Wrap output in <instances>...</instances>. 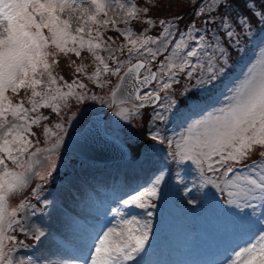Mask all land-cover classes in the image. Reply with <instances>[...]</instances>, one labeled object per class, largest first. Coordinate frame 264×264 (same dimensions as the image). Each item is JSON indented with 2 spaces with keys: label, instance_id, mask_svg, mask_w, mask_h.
Listing matches in <instances>:
<instances>
[{
  "label": "snow or ice",
  "instance_id": "obj_1",
  "mask_svg": "<svg viewBox=\"0 0 264 264\" xmlns=\"http://www.w3.org/2000/svg\"><path fill=\"white\" fill-rule=\"evenodd\" d=\"M240 3L212 0L207 7L198 4L197 13L202 18L207 15L202 19L204 26L194 29L189 25L181 31L179 17L154 20L143 15L149 7H138L136 0H0V264H12L4 242L14 239L6 232L17 223V209H9V198L23 191L33 175L41 180L51 176L57 167L52 155L67 134L63 123H56L55 131L42 124L48 117L40 109L50 108L59 115L69 107L70 99L77 103L98 99L88 95L82 77L101 88L111 83L102 77L118 78L109 107L118 106L115 115L123 120L160 101L162 92L168 99L181 74L195 78L202 88L214 86L227 75L230 52L239 48L241 33L250 30L256 16L264 22V0H242V11L229 12ZM214 9L219 12L218 21ZM142 20L148 28L158 23L161 30L157 35H148V28L133 31V23ZM109 30L119 36H107ZM61 57L73 70L71 82L57 71ZM84 57L91 58V65L83 62ZM127 104L131 107H124ZM33 126L42 129L51 147H39ZM152 139L165 142L159 134ZM167 143L172 159L190 161L205 184L226 194L228 205L242 210L252 207L253 201L264 202V60L258 71L250 67L229 89L221 106L194 119ZM41 153L52 161L44 174L36 171ZM163 179V175L156 177L152 187L120 202L149 207L148 198L158 195L157 186ZM32 194L39 198L36 189ZM112 211L119 214L118 209ZM150 231L147 220L121 216L118 224L101 228L83 241L82 264H138L137 258L148 249ZM43 235L40 232L36 239ZM216 264H264V232L258 243Z\"/></svg>",
  "mask_w": 264,
  "mask_h": 264
},
{
  "label": "rangeland",
  "instance_id": "obj_2",
  "mask_svg": "<svg viewBox=\"0 0 264 264\" xmlns=\"http://www.w3.org/2000/svg\"><path fill=\"white\" fill-rule=\"evenodd\" d=\"M151 2L155 3L158 2V0H152ZM211 2L212 0H206L204 2L205 7H207ZM136 3L138 7H149L150 11L147 14L143 15H147L154 20H156L155 16H162V14H165L163 10L159 12L157 11L158 5L150 3L147 4L144 0H136ZM120 26L123 27V25ZM145 28H148V26L146 23H143V20L138 23H133V31L140 32ZM110 31L112 32V34L107 32V36H112L115 39L113 34L116 33L117 35H119V33L114 32V30ZM158 33L159 32L156 23L151 28H148V35H157ZM120 38L116 41L117 44L122 41ZM258 51L259 52L256 53L253 61L247 64L246 70L242 73V76L239 77L237 82L243 78L244 74L250 67L255 68L257 71L260 69V61L264 60V46H261ZM61 58L63 59V61L66 60V58ZM71 58L74 59V57L72 56ZM248 58L249 57H247V59ZM74 60H76L77 63L81 62V58L75 57ZM83 62L89 64V57H84ZM65 64H68V61H66ZM240 68L241 67H239V69ZM88 70H90V68H88ZM57 71H59V68L57 69ZM72 79L74 78L72 77ZM72 79H68L65 77V80L69 82H71ZM108 79L111 80V83L107 84L103 88L100 87L98 91L92 89L87 90L88 95L94 94L98 97V99H85L82 103L79 104L75 103L74 99H70L69 107L66 109H62L61 114L58 115L57 113L52 112L51 109L50 111L45 113V116L48 117L49 121L45 123L42 122V124H47L55 131V124L60 122L64 124L67 130V134L64 135L63 144H61L59 149L52 155V161L56 163L57 167L51 175L55 178L54 181L59 182L58 184H55L56 186L54 188H49V186L45 187L40 182L42 180L33 175L28 186L23 191L18 192L9 198L10 210L12 208L17 209L19 207V213L17 214V217L19 219L20 225L18 227L23 228V230L27 234L32 235V243L29 245L23 243V241L19 239H10L8 245L5 244L4 251L6 253V258H10L12 264H52L53 262L54 264H82L81 247L83 241L89 236V234H95L96 232H98V227L96 226V224H93V226H91L89 230L84 232L79 240L73 245V248L68 252L59 250V247H57L54 243V239L56 237H54L55 235L53 234L56 233L57 230L67 234L65 232V226L59 227L55 225L56 219L59 216L58 210L60 209V207H72L74 210L78 211L79 214H83L87 218H91L89 214H87L85 209L86 207L92 205L93 201L88 199L87 197H89V195L84 193H81L80 196H74L73 190H82L81 181H85L87 174L91 171H93L94 174L97 175L100 168H98L94 163L95 161L81 160L80 157L78 158L73 152L65 150L67 141L69 140V136L72 133L78 131L83 126V124L88 121L89 114H103L106 117L104 123H108V125L104 126L105 131L109 135L118 138L121 142L129 145L131 149L137 148L141 151L139 156L136 157L138 159L131 160L130 156L127 155L126 158L128 160H123L122 162L113 161L112 164L108 166L104 165V167L113 171L110 172L105 168L101 169L103 172L102 175L105 171H107L109 175L113 173V176H115V174L121 176L122 173V176L124 177L117 179L118 181L122 182L124 178L131 179L136 173L144 176L147 175L148 171L156 170L159 161L167 164L172 163V157L170 155L171 149L169 145L165 144V142L168 140V135L171 136L174 140L176 139L178 135H176L175 132L178 131V127L175 128V130L172 132L169 131L174 126V123L179 122L181 118V112L184 111V109L187 108L189 104L194 103L195 99L190 101L191 98L188 97L184 98L183 102H181L176 97H174V90L172 88L169 90L168 99L164 98L165 94L162 92L160 101L155 102L151 106L146 105L143 108L145 109L144 112L142 111L141 114L133 116L129 120H123L121 117L115 115L116 111L119 110L118 106L109 107V93L113 89V83H116L118 78L109 77ZM179 85L181 86V92H185L188 89L194 88H197L199 90L202 89V87L196 85L195 78L189 80L188 78L184 77L183 74H181ZM233 85L234 83L227 88L225 87L227 90L225 91L223 98H221V101L214 107H212L211 110L221 106L224 97L226 95H229V89L233 87ZM205 87L210 90V86ZM185 101H188L185 107H180V104H184ZM124 107L130 108L131 104L124 105ZM146 108H148V111H146ZM43 110L45 111L46 108H43L42 111ZM42 111L40 109V112L44 115V111ZM197 118L198 115H195L194 117H190L180 121L179 124L181 128L184 129L186 122L191 123L194 119ZM136 120L141 121L139 123V126L143 125L142 129L144 130V133H150L151 136L159 134L160 136L165 138V142L160 143L158 140L153 139L150 144H147L145 141H134V139L137 137L136 135L142 134V129L139 128ZM69 121L71 122L69 123ZM44 140H41L39 147H51L50 143L44 144ZM45 155L47 154H39L38 159H40L41 163L36 166V171L41 172L42 174L46 173L49 170L50 164L52 162L46 160L44 158ZM73 158H78L80 160L74 161L75 159ZM67 164H69V168H72V171H70V173L72 174H69V169L66 167ZM170 171L171 173L176 171L175 174L177 176V183L175 191L178 190L180 202L182 204H187V207L185 208L186 212H188V209H192L195 213L194 217H198L201 210L200 202L204 199V195L198 193V189L199 187H204L203 180L201 179V177H197L198 173H196L195 169L189 162L181 164L176 167V169ZM93 172L91 174H93ZM44 180L46 181V179ZM91 180L95 181L96 179L92 176ZM110 181L112 182L113 180ZM33 187L36 188V190L39 189V198H37L39 204L37 208H31L29 206L30 204L27 206L25 203H23L25 200L30 198V195H27L26 193L30 188ZM188 189H193L195 193L190 192ZM21 204H24L23 208L20 207ZM255 205L257 206V214L254 216V218L246 219L244 220V222L239 219H231L227 214L213 215L211 226L213 227V229H218L220 232H223V235H225V241H223V244L225 246L229 248L233 247L232 253L229 258H231L234 252L238 251L240 248L246 247L250 243H258L259 235L264 232V202L258 201V203H255ZM31 206L36 205L32 204ZM220 210L221 205L218 204L216 212ZM141 212L136 214L135 217L143 222V216H139L143 215ZM237 214L238 211L236 210L235 215ZM110 215L115 217L114 225L118 224L120 220L119 214L115 213L114 215ZM103 217L104 213L102 215L98 214L96 218L91 219L92 221H100V224H103ZM40 232H43L44 235L41 236L39 240H37L36 237ZM246 234L247 236H249V238L247 239L246 237L244 243H239V238L241 236H245ZM6 235L11 237L9 232H7ZM19 238L21 239V237ZM212 240L214 239L212 238ZM148 244L150 246V243ZM149 246L146 245V248H148L147 251L137 258L138 264H154V257L151 253H149ZM202 250L203 249H201V251ZM209 251L214 255H212V257L204 259V261H202V264H216V259H221L223 257V255L215 245H213V247ZM165 264L188 263L182 260H177L173 255H170L167 257Z\"/></svg>",
  "mask_w": 264,
  "mask_h": 264
},
{
  "label": "trees",
  "instance_id": "obj_3",
  "mask_svg": "<svg viewBox=\"0 0 264 264\" xmlns=\"http://www.w3.org/2000/svg\"><path fill=\"white\" fill-rule=\"evenodd\" d=\"M144 1L147 4L150 3V4L158 5L157 11L159 12V11L163 10V12L165 13L162 15L170 16L171 14H176L177 16H179L180 22L185 21V22H183V24L191 21L192 19L194 20L195 24H196V22L201 20L199 23H197V26H202V24H203L202 23V16L200 14L196 13V5L195 4H196L197 0H158V2H155V3L151 2L152 0H144ZM257 3H259V0H257ZM219 11H223V10L220 9ZM240 11H242V0H241L240 4L233 5V8L229 10V12L232 13L233 15H235L236 13H239ZM253 11L258 12L259 9L256 7H253ZM213 12L216 13L217 17H219V12H217L215 10ZM203 19H205V17ZM218 20H219V18H218ZM134 23H138V22H134ZM257 24L258 25L264 24V22L260 21L259 16L255 17L251 26H256ZM108 32L112 34V32L110 30ZM114 32H115V30H114ZM241 35L243 36L244 34L241 33ZM113 36L116 38L119 35L114 33ZM120 39L123 40V37H121ZM242 39L246 40L245 37H243ZM71 56L74 57V59H75L74 54H71ZM240 60H241L240 58H236L235 60L229 59V70L232 69V66L234 64H236V62H240ZM66 61H67V59L63 61V59L61 58L60 67H59L58 72L60 73V75H63L64 78L65 77L68 79H72V77L75 78L73 76V70L68 66V64H65ZM89 65H91V58L90 57H89ZM89 68H90V70H88V72L90 73L93 70V68L91 66ZM108 78L109 77H102V79H108ZM82 79H83V82L87 85V90L92 89V90L98 91L100 89V87L96 83L89 81L87 79V77H82ZM222 80L223 79L221 78L220 80L216 81L214 83V86L216 87L217 85H219V83ZM74 102L77 103L75 100H74ZM42 109L43 108H41V111H42ZM48 111H50V108H46V110L44 111V114ZM140 122L141 121L136 120V123L138 124V126H139ZM142 127H143V125L139 126L140 129H142ZM33 129H34V131L37 132L36 139H39L40 142H41V140L45 139V137L42 135V130L40 128H37L35 126ZM44 144H46V142Z\"/></svg>",
  "mask_w": 264,
  "mask_h": 264
},
{
  "label": "water",
  "instance_id": "obj_4",
  "mask_svg": "<svg viewBox=\"0 0 264 264\" xmlns=\"http://www.w3.org/2000/svg\"><path fill=\"white\" fill-rule=\"evenodd\" d=\"M118 83L119 80L116 84ZM103 120L104 117L100 114L89 115L88 122L83 125L80 131L73 134L70 138L71 140L68 143V148L83 157L92 156L98 159L111 160L112 158L126 155L127 148L118 144L115 138H110L104 134L102 127Z\"/></svg>",
  "mask_w": 264,
  "mask_h": 264
},
{
  "label": "bare ground",
  "instance_id": "obj_5",
  "mask_svg": "<svg viewBox=\"0 0 264 264\" xmlns=\"http://www.w3.org/2000/svg\"><path fill=\"white\" fill-rule=\"evenodd\" d=\"M110 225H113V223L112 224H110ZM61 256V255H60Z\"/></svg>",
  "mask_w": 264,
  "mask_h": 264
}]
</instances>
